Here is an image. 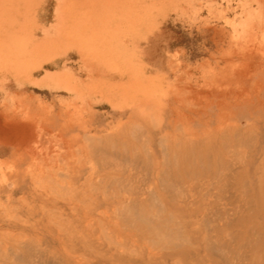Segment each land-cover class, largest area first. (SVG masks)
Masks as SVG:
<instances>
[{
    "label": "rangeland",
    "instance_id": "1",
    "mask_svg": "<svg viewBox=\"0 0 264 264\" xmlns=\"http://www.w3.org/2000/svg\"><path fill=\"white\" fill-rule=\"evenodd\" d=\"M263 19L0 0V264H264Z\"/></svg>",
    "mask_w": 264,
    "mask_h": 264
},
{
    "label": "bare ground",
    "instance_id": "2",
    "mask_svg": "<svg viewBox=\"0 0 264 264\" xmlns=\"http://www.w3.org/2000/svg\"><path fill=\"white\" fill-rule=\"evenodd\" d=\"M145 1V0H144ZM163 1V0H162ZM259 1V0H258ZM263 1V0H262ZM146 2H148V1H146ZM261 2V1H260ZM155 3V2H154ZM162 3V2H161ZM146 5H148V4H146ZM150 5H152L151 3H150ZM154 5V4H153ZM259 6V5H258ZM152 7V6H151ZM150 7V8H151ZM156 7V6H155ZM262 7V6H261ZM150 8H147V11L149 12V11H151V9ZM249 8V7H248ZM154 9V8H153ZM248 10V9H247ZM261 10V9H260ZM258 11V10H257ZM250 12V11H249ZM251 14L253 13V11H251L250 12ZM254 13H258V12H255L254 11ZM151 13H147V14H144L143 13V10L141 9V7L140 6H137L136 8H135V10L133 11V13H132V15L133 16H148V15H150ZM152 15V14H151ZM250 15V14H249ZM252 15H254V14H252ZM259 16V15H258ZM252 17L253 16H249V18H251L252 19ZM255 17H257V16H255ZM254 17V18H255ZM254 18L252 19V20H254ZM259 18V17H258ZM251 19H249V21L251 20ZM261 19V18H260ZM264 20V19H263ZM246 21V20H245ZM248 21V20H247ZM249 21L248 22H246V23H243V26H245L244 24H248V25H250L249 24ZM256 21V20H255ZM261 21V20H260ZM251 23V22H250ZM262 24V23H261ZM247 25V26H248ZM262 26V25H261ZM221 27V26H220ZM245 28H247V27H245ZM254 28V27H253ZM255 30V29H254ZM260 31H261V29H260ZM257 32V31H256ZM261 34V33H260ZM259 34V35H260ZM236 35H238L237 33H236ZM238 36H240V35H238ZM260 41V40H259ZM236 43V42H235ZM239 46V45H238ZM139 79V78H138ZM124 83V82H123ZM135 87V86H134ZM183 100H185V99H183ZM152 107V106H151ZM152 109H154L153 107H152ZM251 123V122H250ZM141 126V125H140ZM122 127V126H121ZM177 127V126H176ZM237 127V126H236ZM178 128V127H177ZM238 128V127H237ZM141 129V128H140ZM249 129V128H248ZM247 129V130H248ZM246 130V131H247ZM140 131V130H139ZM239 132V131H238ZM249 132H250V129H249ZM220 133H221V131H220ZM237 133V132H236ZM248 133V132H247ZM238 134V133H237ZM235 136V135H234ZM240 136V135H239ZM135 137V136H134ZM193 137V136H192ZM113 138V137H112ZM240 138V137H239ZM237 141V140H236ZM94 142V141H93ZM118 143V142H117ZM126 145V144H125ZM132 145V144H131ZM111 146V145H110ZM85 147V146H84ZM134 152V151H133ZM129 155V154H128ZM130 157V156H129ZM133 157H135L134 155H133ZM139 159V158H138ZM170 167V166H169ZM111 168V167H110ZM167 169V168H166ZM153 174V173H152ZM49 175H51V174H49ZM168 175V174H167ZM56 176V175H55ZM152 176V175H151ZM52 177V176H51ZM138 177V176H137ZM162 177V176H161ZM54 179V178H53ZM169 179V178H168ZM176 179V178H175ZM142 180V179H141ZM164 180V179H163ZM90 182V181H89ZM163 183V182H162ZM90 184V183H89ZM93 184V183H92ZM160 184V183H159ZM174 184H178V183H174ZM172 186V185H171ZM170 186V187H171ZM151 187V186H150ZM70 188V187H69ZM177 188V187H176ZM163 189V188H162ZM171 189V188H170ZM149 190V189H148ZM151 191V190H150ZM153 191V190H152ZM141 192H142V190H141ZM128 193V192H127ZM131 193V192H130ZM172 193V192H171ZM148 194V193H147ZM170 194V193H169ZM187 194V193H186ZM174 195V194H173ZM178 195V194H177ZM176 196V195H175ZM185 196V195H184ZM135 200H137V199H135ZM157 200H159V199H157ZM188 201V200H187ZM158 202V201H157ZM156 202V203H157ZM192 202V201H191ZM148 217V216H147ZM155 217V216H154ZM166 225V224H165ZM37 248V247H36ZM42 260V259H41Z\"/></svg>",
    "mask_w": 264,
    "mask_h": 264
}]
</instances>
